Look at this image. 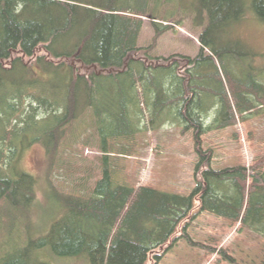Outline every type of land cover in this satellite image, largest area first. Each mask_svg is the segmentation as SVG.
<instances>
[{
  "label": "trees",
  "instance_id": "16d2710c",
  "mask_svg": "<svg viewBox=\"0 0 264 264\" xmlns=\"http://www.w3.org/2000/svg\"><path fill=\"white\" fill-rule=\"evenodd\" d=\"M118 1L127 6L119 7ZM245 1L196 0L198 22L207 23L200 36L202 50L198 58L152 60L149 50L138 48L151 0H107L105 5H93L84 0H0V130L3 132L0 136V217L11 218L10 221L26 218L37 202V179L12 165L13 161L17 162L15 155L18 156L19 150L17 146L9 150L7 122L3 118L16 112V101L24 98V91L38 83L43 88L39 80L29 79L27 83L21 78L19 84L13 77L22 72L29 78L27 65L31 61L67 81L65 113L53 114L57 121L55 132L53 129L45 135L54 141L51 148L52 141L45 142L51 155L57 154L62 125L79 116L81 98L102 120L108 113L107 109H101L102 103L111 101L101 98L102 86L109 80L126 76L133 84L142 114V105L148 110L150 97L155 115H164L169 110L174 118H181L186 129L195 130L200 159L195 173L196 188L190 195L183 196L147 186L132 188L115 184L108 159L110 153L103 150L107 155L103 160V177L92 195L84 198L53 194L55 202L63 209L61 220L55 222L46 237L30 241L13 255L0 258V264H46L40 252L45 248L62 258L84 256L91 264H147L149 260L152 264H161L164 256L156 250L169 245L166 248L169 252L180 239L187 238V226L202 213L239 224L240 230L252 229L264 235V169L258 167L250 171L239 165L217 170L205 155L208 152L203 150V136L211 128L204 124L202 116L217 107L216 103L223 117L218 129L233 125L239 115L246 120L245 114L264 110V83L254 75L253 63L243 69L240 66L239 70L236 62L240 59L238 54H233L237 53L236 47L224 46L231 42L224 41L229 28L247 17L249 9ZM252 11L264 23V0H252ZM203 13L206 22H203ZM154 25L158 35L172 29L157 22ZM77 37L75 44H67ZM235 45L239 47V43ZM219 47L232 54L228 65L239 78L231 97L226 89L215 93L201 89L195 82L199 80L200 67L214 66L216 79L223 83L216 59L220 64L222 61L226 64L227 60ZM206 49L210 52L207 56ZM71 60L79 65L81 73L74 72V65L67 66ZM135 62L143 63L144 67L135 68ZM186 67L189 68L185 77L176 73ZM155 72L164 73L160 82L152 81L151 74ZM241 74L246 81L240 80L238 75ZM12 89L18 91L14 93ZM203 92L211 100L208 107L201 104ZM213 100L216 101L213 103ZM38 101L48 110L62 102L49 105L45 100ZM120 117L123 124L129 126L126 109ZM152 121L155 124V119ZM33 123L31 117L24 125L32 128ZM24 130L14 132L16 140L22 139ZM135 132V129H124L115 139L130 138ZM179 232L182 236H177Z\"/></svg>",
  "mask_w": 264,
  "mask_h": 264
},
{
  "label": "rangeland",
  "instance_id": "374dc122",
  "mask_svg": "<svg viewBox=\"0 0 264 264\" xmlns=\"http://www.w3.org/2000/svg\"><path fill=\"white\" fill-rule=\"evenodd\" d=\"M84 1L93 5L107 3V0ZM197 2L151 0V10L147 12L148 17L144 18L138 48L149 50L152 60L172 57L191 60L198 58L202 50L200 36L207 23L201 25L198 22ZM245 2L249 9L247 17L239 25L229 28L231 30H228L224 41L231 42L224 46L236 47L237 53L233 54H242L237 55L240 59L236 62L239 70L253 63L254 75L264 83V23L252 11V0ZM117 3L119 7L127 6L121 4V1ZM205 15L203 13L204 17ZM154 22L169 25L172 29L158 35ZM203 22H206V17ZM77 39L78 37L71 38L67 44H75ZM235 43H239V47ZM218 49L227 60L226 64L223 61L220 64L216 59L223 83L216 79L214 66L207 69L200 67L199 80L195 82L201 89H209L215 93L226 89L231 97L235 81L239 78L230 71L228 65L229 56L232 54L225 53L220 47ZM205 52L206 56L210 54L208 49ZM27 61L25 59V63ZM69 65H74L75 73H81L82 70L74 61L67 62V66ZM133 65L138 69L144 67L140 62ZM6 66L9 67V64ZM27 67L30 69L29 78L24 73L17 72L13 75L16 82L21 84V78L25 81L39 80L43 83V88L38 83L24 91V98L16 101V112H11L8 117L3 115V118L7 122L8 148L10 150L17 146L19 150L18 156L15 155L17 162L13 161L12 165H17L20 171L37 179V202L26 218L10 221L11 218L0 217V258L13 255L30 241L43 239L55 222L61 220L63 209L55 202L53 194L84 198L92 195L97 182L103 177V160L107 156L103 150L110 153V169L113 170L112 177L117 185L132 188L147 186L183 196L190 195L195 190V173L200 160L195 145V130L186 129L181 118H174L169 110L164 115H155L150 106V97L148 110L145 104L142 105V114L133 84L126 76L109 80L110 82L107 81L102 86L101 98L111 100L102 103L101 109L108 111L102 120L96 116L95 109L88 107L81 98L79 116L58 129L60 142L58 147L55 145L58 148L57 154L51 155L45 142L52 141V138L45 135L53 129L55 132L57 121L53 114L62 116L65 113L67 81L58 75L47 73L35 61L28 63ZM188 68L179 72L176 70V73L185 77L183 75H186ZM163 76V72L151 74L155 83L160 82ZM238 76L242 81L247 80L242 74ZM12 91L16 93L18 90ZM203 95L202 106H210V98ZM38 100H45L49 105L60 100L62 102L48 110ZM216 104L217 107L202 116L204 124L211 128L203 136V150L208 152L205 155L211 159L213 168L219 170L241 165L250 171L258 167L264 169V110L245 114L248 116L246 120L239 115L233 125L218 129L223 117L219 113L220 105ZM124 109L129 115L130 123L127 127L120 117ZM31 117L35 123L32 128H28L24 123ZM153 119L155 124L152 123ZM24 128L22 139L16 140V131ZM124 129H135L136 132L127 139H115ZM2 135L0 130V136ZM53 146L54 141L50 143V148ZM57 210H60L59 213ZM185 232L187 238L180 239L169 252L166 251L169 245L156 250L157 254L164 256L161 264H264V235L260 232L252 229L240 230L239 224L209 213L197 215L190 221ZM177 236H182V232ZM40 252L46 264H91L84 256L62 258L53 254L50 248L41 249ZM147 264H152V261L149 260Z\"/></svg>",
  "mask_w": 264,
  "mask_h": 264
}]
</instances>
